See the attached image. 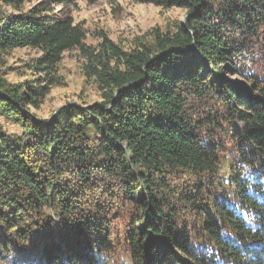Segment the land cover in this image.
<instances>
[{
	"label": "trees",
	"instance_id": "16d2710c",
	"mask_svg": "<svg viewBox=\"0 0 264 264\" xmlns=\"http://www.w3.org/2000/svg\"><path fill=\"white\" fill-rule=\"evenodd\" d=\"M0 1V54L41 53L0 79V264H264V0H136L188 17L132 49L89 47L76 0ZM74 50L101 100L46 125Z\"/></svg>",
	"mask_w": 264,
	"mask_h": 264
},
{
	"label": "rangeland",
	"instance_id": "374dc122",
	"mask_svg": "<svg viewBox=\"0 0 264 264\" xmlns=\"http://www.w3.org/2000/svg\"><path fill=\"white\" fill-rule=\"evenodd\" d=\"M34 3L26 4L22 11L26 12ZM57 6V12L62 10ZM69 11L76 23L83 27L86 44L97 49L102 42V35L125 49H132L138 41L148 38L155 29L163 32L185 24L187 11L179 8L164 9L154 5L138 3L136 0H76V7L69 6ZM0 1V16L10 17L19 14ZM41 53L35 50L22 49L10 54H0V79L11 85L26 81H34L38 76L32 71ZM86 60L79 50L66 52L57 71L53 74L57 82L52 86L50 94L31 109V114L46 125L56 122V115L68 105L95 106L100 102V92L94 80L86 78L84 66ZM209 67H207V71ZM240 81L230 74L218 76ZM40 78V77H39ZM7 137L12 139L22 135L18 127L1 121ZM226 173L224 169L223 174ZM28 264H35L32 254L23 255Z\"/></svg>",
	"mask_w": 264,
	"mask_h": 264
}]
</instances>
